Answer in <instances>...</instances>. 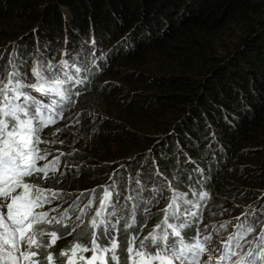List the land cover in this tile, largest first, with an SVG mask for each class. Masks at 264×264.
Returning <instances> with one entry per match:
<instances>
[{"label": "trees", "instance_id": "16d2710c", "mask_svg": "<svg viewBox=\"0 0 264 264\" xmlns=\"http://www.w3.org/2000/svg\"><path fill=\"white\" fill-rule=\"evenodd\" d=\"M7 38L13 47L3 50L0 72L12 70L11 59L30 83L32 67L52 65L48 58L58 55L69 65L65 71L81 69L74 77L80 82L69 83L78 120L91 124L95 116L86 115L100 109L126 124L104 137L107 148L130 145L117 150L112 178L113 202L121 210L116 220L105 217L115 225L121 264L127 255L125 235L142 239L163 219V211L153 219L148 214L150 197L151 202L164 198L165 207L179 193L181 210L200 214L219 208L227 190L252 197L253 188L257 204L235 222L255 221L258 235L257 229L264 231V0H0V42ZM64 158L81 164L92 157L79 152ZM88 168L96 165L79 168L73 176L80 180L72 189L108 180L105 172L91 174ZM250 172L256 180L249 184ZM157 189L162 192L154 198ZM103 192L94 201L97 206ZM117 192L125 195L119 205ZM204 192L209 195L201 199ZM133 211L136 225L125 230ZM204 215L186 218L182 233L190 241L198 238L196 226ZM84 216L75 226L62 221L38 228L56 232L57 249L68 251L74 240L90 239V216ZM253 233L241 241L250 242V248L239 255L254 247V253L260 251Z\"/></svg>", "mask_w": 264, "mask_h": 264}, {"label": "snow or ice", "instance_id": "6c2138e0", "mask_svg": "<svg viewBox=\"0 0 264 264\" xmlns=\"http://www.w3.org/2000/svg\"><path fill=\"white\" fill-rule=\"evenodd\" d=\"M8 65L11 66V71L0 72V264H40L36 259L38 251H32L34 244L37 248L40 246L36 243L35 226L53 221L61 223L71 217L67 209L59 219H49L48 211H37L58 200L60 193L34 185L25 178L42 174V178L47 180L49 173L54 174L59 170L60 156L63 153L49 159L52 154L39 147L48 143L41 139L40 133L45 127L54 125L58 118H63L65 105L71 103V93L66 85L80 82L74 77L81 69L74 67L70 73L65 71L69 67L66 61L55 67L38 62L31 70L34 83L28 84L25 82L27 73L19 70L21 65L11 59ZM26 89L58 99L45 102L31 95ZM41 161L46 163L41 165ZM115 183L113 180L109 188L114 189ZM109 188L104 189L98 210L90 221L93 231L89 241L74 240L70 251L62 253L66 257L65 264H109V261L112 264H121V257L117 254L120 241L115 235V225L105 219L106 214L113 216L121 210L115 206L113 191ZM161 192L162 189H157L154 198ZM208 195L207 192L201 193V199H206ZM126 199L132 200L134 197L128 196ZM115 200H119L118 192ZM181 200V194L174 193L171 202L162 210V221L142 239L138 235H125L127 243L124 250L127 255L123 264H201L205 254H208V259L204 264H212L213 256L209 253L221 249L208 248L213 239L211 235H205L203 241L197 238L195 243H186L190 238L182 233V229L188 223L186 218L194 216L195 213L188 208L181 210ZM91 203L90 200L86 207H90ZM72 206L79 207L69 205ZM56 210L52 209L53 212ZM247 215L248 213H244L243 217L246 219ZM236 219L240 220L241 217ZM76 220H80V216ZM135 225L136 214L133 211L131 219L125 220V230ZM220 227L226 228V225L221 224ZM236 228L235 234L222 239V254L216 258V264H256L257 259L264 261V231L256 237L259 252L248 251L239 255L237 250L242 247L241 241L256 230V222L248 225L241 223ZM74 231L75 228L71 230ZM51 236L53 240L49 246L59 238L56 232H52ZM89 252L91 255L86 256ZM233 257L238 258L234 260ZM46 260L51 264L53 256L48 254Z\"/></svg>", "mask_w": 264, "mask_h": 264}, {"label": "rangeland", "instance_id": "374dc122", "mask_svg": "<svg viewBox=\"0 0 264 264\" xmlns=\"http://www.w3.org/2000/svg\"><path fill=\"white\" fill-rule=\"evenodd\" d=\"M6 40H8V44H5ZM6 40H2L0 42V67L4 64V61L1 57V54H4L3 50H9L13 47L10 40L8 38ZM59 47L61 48V45ZM63 59L64 58H61L58 55H54L52 56V58H48V61L49 63L51 62L52 65L55 62L62 65ZM31 80L33 79H30V81ZM101 84L103 83L101 82ZM105 86L106 85H104V88ZM31 95H34L37 97V99L44 100L45 102L49 100V97L42 96L39 93H34ZM83 95L88 96L91 100H93L89 92H85L83 93ZM71 102L73 101L71 100ZM75 106V104H66L65 110L63 112V118H58L57 122L54 125L45 127L40 133L41 139L48 141V143H43L39 147L42 150L46 149L52 154L49 159H52V157L59 156L60 153H63V155L60 156L59 170L54 174L49 173V178L47 180L43 178H41L40 180V177H36L35 174L32 177L25 178L26 181H29L34 185L53 189L60 193L58 200H54L51 205H46L45 208L37 209V211H48L49 219H52V217H56L59 219L64 210L67 209L68 215L71 217V219L63 220V223H65L67 227L75 226L84 221L85 214H91L90 218H88V220L90 221L95 216V211L98 210V207L95 206L96 204L93 201H96L97 199V192H99L101 189H104L106 185H108L112 181V178L115 175V170L118 168L119 164V160L116 156L118 151L125 150L130 146L126 144V146H121L118 150L116 148V145L113 144L109 145V148H107L104 142V137L108 136V133L110 131L122 129V127L126 125L124 121L115 117H108L105 115V112L100 109H92L86 116L92 117L94 115V122H92L91 124H82L80 120H78L79 109L76 110ZM50 129L53 131H51ZM61 141H63V143H61ZM77 143L79 145H82L81 150L75 148V144L77 145ZM79 152L83 155H90L92 157L91 160L79 164L76 158L75 160H68L71 158H64L73 157ZM43 163H46V161L40 162L41 165ZM88 164L96 165V168H94L92 171L88 168V172H90L91 174H96L99 169V171H103L102 173L105 172L109 175L108 180L102 184H95L86 190L75 188L72 189V185H77L80 180L73 175L79 173V168H87V166H89ZM249 174L250 175H248V180H250V184L254 182L253 180L256 178V176L255 174H253V172H250ZM40 175L42 174H39V176ZM59 176H61V179H63V181H57V178ZM251 192L254 196L253 188H250V194ZM252 197L249 196V194L244 195V192L234 193L233 191L231 192L230 190H227L226 194L224 195L225 201H222L220 203L221 206H219V208L210 207L208 213L207 211L206 213H198V215L206 214L204 215L205 220H201L200 223H198L196 226V230L200 229L198 238L203 240V237L209 234L213 237V239L211 243L208 244V248L221 249L220 251L209 253L213 256L212 264H215L214 262H216V258L220 254H222V239L226 238L229 235H233V232L237 231L236 225H238L239 223L235 222L236 217H238L239 214L244 213V210L257 204V199H254ZM79 199H81V201H77ZM123 199H125L124 194L119 197L117 204H121ZM90 200L92 202L91 206L86 207V205L89 204ZM146 200L148 201L146 203L148 205L147 212L148 214H150V217L153 219L161 215L162 210L166 207L162 206L164 203V198H158L157 200L154 199L152 202L151 197L147 198ZM149 202H151V205H149ZM58 205L59 207H57ZM69 205H79V207H69ZM53 208H56L57 210L53 212ZM81 210H83V212ZM77 216H80V220H76ZM221 223H225L226 228L224 229H227V231L223 230V232H221L216 230L214 226H216L217 224L221 225ZM56 224L58 223H56L55 221L52 222V226ZM263 227L264 225H262V228ZM35 228L37 230L36 243H38L40 246L37 248L34 244L32 251H38L39 255L38 257H36V259L40 261V264H50V262L46 260V256L48 254H51L53 256V261L51 262V264H65L66 257L63 256L62 253L69 252L70 249L68 251H59L57 249V245L59 244L58 239H55V242L51 244V246H49L50 242L53 240L51 233H49L47 230L39 229L38 225H36ZM257 230H260L261 232V228ZM41 232L43 233L42 235L40 234ZM257 236L258 232L255 231L253 233V236L251 237V240L257 242ZM249 248L250 242H246L245 244L243 242L241 247L243 253L244 251L249 250ZM254 249L255 247L252 248V251H254ZM22 250H24V246H22ZM239 251L240 249H238V253ZM85 255L90 256L91 253L89 252ZM207 259L208 254H205L201 259V264H204ZM233 259L235 260V257H233ZM109 263H111V261H109Z\"/></svg>", "mask_w": 264, "mask_h": 264}, {"label": "clouds", "instance_id": "9594fccd", "mask_svg": "<svg viewBox=\"0 0 264 264\" xmlns=\"http://www.w3.org/2000/svg\"><path fill=\"white\" fill-rule=\"evenodd\" d=\"M68 88H69V91H70L71 95L74 94V93L72 92L73 89L71 88V85H70ZM73 102H74V101H73ZM73 102H72V103H73ZM69 105H72V104H69ZM89 216H91V214H90ZM113 219L115 220L116 218L114 217ZM89 222H90V220H89ZM90 224H91V223H90ZM208 235H209V234H208Z\"/></svg>", "mask_w": 264, "mask_h": 264}]
</instances>
